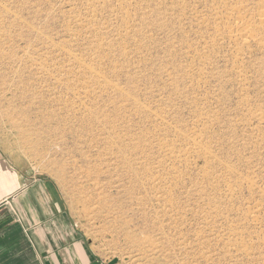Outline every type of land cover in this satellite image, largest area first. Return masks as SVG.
<instances>
[{"label": "rangeland", "instance_id": "1", "mask_svg": "<svg viewBox=\"0 0 264 264\" xmlns=\"http://www.w3.org/2000/svg\"><path fill=\"white\" fill-rule=\"evenodd\" d=\"M0 148L100 259L264 264V0H0Z\"/></svg>", "mask_w": 264, "mask_h": 264}, {"label": "crops", "instance_id": "2", "mask_svg": "<svg viewBox=\"0 0 264 264\" xmlns=\"http://www.w3.org/2000/svg\"><path fill=\"white\" fill-rule=\"evenodd\" d=\"M58 184L15 167L0 148V264H97Z\"/></svg>", "mask_w": 264, "mask_h": 264}, {"label": "built area", "instance_id": "3", "mask_svg": "<svg viewBox=\"0 0 264 264\" xmlns=\"http://www.w3.org/2000/svg\"><path fill=\"white\" fill-rule=\"evenodd\" d=\"M97 264H118L114 261H110V260H105V259H100Z\"/></svg>", "mask_w": 264, "mask_h": 264}, {"label": "bare ground", "instance_id": "4", "mask_svg": "<svg viewBox=\"0 0 264 264\" xmlns=\"http://www.w3.org/2000/svg\"><path fill=\"white\" fill-rule=\"evenodd\" d=\"M145 234V233H144ZM131 237H133V236H131ZM133 240V239H132Z\"/></svg>", "mask_w": 264, "mask_h": 264}]
</instances>
